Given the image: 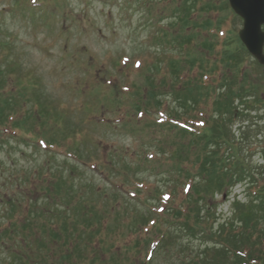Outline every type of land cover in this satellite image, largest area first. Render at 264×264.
<instances>
[{"label": "rangeland", "instance_id": "obj_1", "mask_svg": "<svg viewBox=\"0 0 264 264\" xmlns=\"http://www.w3.org/2000/svg\"><path fill=\"white\" fill-rule=\"evenodd\" d=\"M182 1L0 0V66L5 88L8 75L12 77L8 84L14 85L12 94L4 97L16 102L12 110H17L11 117L15 121L29 114L27 127L34 125L32 130L40 135V126H44L45 138L62 145L60 149L51 148L39 142L42 138L31 140V135L12 128L11 119L0 127V264H41L44 259H56L48 253L56 248L38 240L39 234L27 238L28 225L22 224L20 210L28 209L29 204L33 205L32 221L37 226L51 220L75 229L71 220L89 223L104 216L103 222L105 218L110 220L111 236L121 244L134 240L131 234L123 237L133 221L151 215L162 226L151 237L158 242L160 234L168 230L170 234L161 245H145L149 233L137 234L141 254H134L136 264L149 262L146 256L153 247L157 250L153 264H185L202 253L211 230L207 229L208 236L198 231L184 234L181 223L168 209L165 216L172 223L160 219L167 195L172 194L170 203L177 208L184 202L185 184H192V179L185 181L186 176L179 172V162L169 161L170 154L187 146L190 137L162 128L163 124L156 122L155 107L149 115L147 99L128 95L135 84L143 88L145 96L154 83L158 87L155 97L162 103L157 117L168 115L169 108L183 112L182 97L172 90L173 86L181 88L188 77L185 74L177 79L170 68L171 58L183 56L177 43L183 35L177 21H182L193 4ZM207 2L211 4V0ZM178 5L184 9L177 11ZM197 9L191 19L199 23L202 18ZM217 15L210 11L205 18L215 19ZM231 24L226 26L239 31L243 20L237 16L235 26ZM210 35L203 30L197 43ZM219 36L217 47L222 49L224 35L221 32ZM153 63L159 65L160 72ZM141 64L152 72L142 71L137 67ZM257 90L264 100V84ZM138 100L142 116L133 110ZM248 106L250 111H239L233 121L228 119L229 143L223 145V151L226 157L239 160L249 173L264 174V103ZM197 153L193 151L182 163L183 173H196L193 164ZM250 182L247 178L226 189L225 197L219 194L211 201L207 199L216 217L214 230L229 219L238 220L235 201L241 202L244 210L247 206L258 209L247 193ZM14 204L19 227L5 234L2 231L10 225L7 216ZM148 229L146 226L145 232ZM127 259L121 255L113 263L131 264V258Z\"/></svg>", "mask_w": 264, "mask_h": 264}, {"label": "trees", "instance_id": "obj_2", "mask_svg": "<svg viewBox=\"0 0 264 264\" xmlns=\"http://www.w3.org/2000/svg\"><path fill=\"white\" fill-rule=\"evenodd\" d=\"M217 1L218 3H215V0H211V4L207 3L205 7L201 8L200 17L202 20L199 23H193L191 20L195 5L187 9V13L181 21L183 35L180 34L179 46L181 49H185L186 54L180 57L184 66L180 59H174L171 63L172 71L175 75L185 70L192 73L198 67V72L194 77L189 76L180 89L173 86L172 92L182 97L180 100L183 112H179L180 109L169 108L170 115L167 121H181L183 118L190 120L184 116H188L192 111L195 114L197 112L196 115H191L194 122L195 120L201 121L202 124L195 127L192 132L174 124L161 125L162 128L176 131L178 135L190 137L187 146L181 147L175 155L170 154L169 161L179 162V172L186 176L185 181L192 179L191 189L184 195V202L181 206L176 208L174 204L169 203L166 205V209L171 210L176 222L181 223L180 230L184 234L198 231L208 236L207 231L211 230L210 240L207 241V245H204L202 253L185 264H264V177H256L264 174L249 173L245 166L239 164V160H236L234 156L226 157L225 151H223V145L229 143L228 119L233 121L239 111L243 113L250 111L251 107L248 104L264 103L263 97H259V90H257L264 84L261 82L262 68L252 60L251 55L239 39H236L237 35L234 29L225 30V25L229 21H234L235 17L233 18V13L226 0ZM210 11L218 13L215 19L205 18V14H209ZM223 29L226 35L222 39V49H218L219 34ZM187 30L188 32L184 34L183 32ZM199 30L207 31L211 35L205 37L203 42L192 45L193 40L196 41L197 37L201 35L198 33ZM234 45L237 47L233 48ZM192 46L194 48H191ZM198 48H201V51H197ZM210 54L211 60L209 59ZM155 69L159 71L160 68L156 66ZM3 76L4 71L0 66V125L2 126L6 125L10 115L17 112V110H12V107L16 106V102H8V98L4 97L12 94L13 90L7 91ZM253 78L256 80L254 81ZM9 82L7 85L12 86L13 83L8 84ZM157 88L153 83L144 96L143 88L138 86L134 95H138L139 99H147V104L160 110L162 103L155 97ZM254 93H257V97L253 96ZM236 102L240 104H236ZM203 105H205L204 109ZM7 109L11 111L6 113ZM133 110L135 113L141 111V103L134 106ZM199 114L202 117L199 118ZM28 117L29 114L21 123L14 121L11 125L12 128L30 132L34 125L26 126L25 120ZM193 151L198 152L193 164L197 171L194 174L191 172L185 174L182 172V168L185 169L182 167V163L187 161ZM246 171L249 173L248 177H246ZM247 178L251 180L247 187L248 196L252 203L258 204L255 206L258 209L251 210L250 206L245 205L247 209L244 210L241 202L235 201L234 204L238 206L236 210L238 220L234 222L229 219V221L220 223L218 230H214L216 217L212 212L211 203L207 204V199L211 201L219 194L223 195L224 192L228 194L226 189L239 185ZM211 186L214 188L213 191L209 190ZM197 195L199 198H195ZM17 208L16 204L11 206V211L7 216L10 225L3 231L6 232L5 234H9L10 231L19 227L15 221ZM29 212L32 215V211ZM90 213L93 212L90 211ZM165 215L166 213L161 216V220L171 224L172 220H169ZM33 218L32 215L22 223L28 225L26 227L27 238L37 233L40 237H37L38 240L40 239L42 243L47 242L46 245L50 243L56 248L53 252L48 251L49 255H56V259L53 262L44 259L41 264H83L84 262L114 264L115 258L121 257V255H126L127 260L131 258V264H136L138 261L134 254H141L137 234L144 236L149 233L144 240L145 245L166 243L170 234L169 230L163 232L160 234L158 242L152 238L157 220L151 219V215L142 220L133 221L128 233L123 235V237L132 235L134 240L128 244L116 242L117 239L111 236L110 220L105 218L103 222L104 216L96 217L89 223L70 219L72 223L76 224L75 229L73 225L67 228V226L51 220H45L41 226L33 225ZM55 222L59 225L57 229L54 226ZM156 225L160 232L161 224ZM146 226L149 228L148 232H145ZM22 236L26 239L23 234ZM116 248L117 250H114ZM155 250L156 247H153L150 253V249H148L146 259H149V262L141 264H153L154 255L157 253Z\"/></svg>", "mask_w": 264, "mask_h": 264}, {"label": "water", "instance_id": "obj_3", "mask_svg": "<svg viewBox=\"0 0 264 264\" xmlns=\"http://www.w3.org/2000/svg\"><path fill=\"white\" fill-rule=\"evenodd\" d=\"M234 11L245 20L240 38L256 59L264 65V0H229Z\"/></svg>", "mask_w": 264, "mask_h": 264}]
</instances>
